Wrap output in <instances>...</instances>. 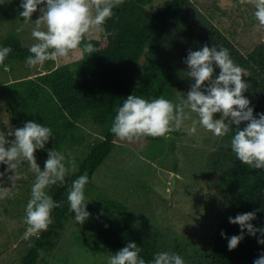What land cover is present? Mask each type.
<instances>
[{
	"label": "trees",
	"instance_id": "16d2710c",
	"mask_svg": "<svg viewBox=\"0 0 264 264\" xmlns=\"http://www.w3.org/2000/svg\"><path fill=\"white\" fill-rule=\"evenodd\" d=\"M155 1L124 0L113 9V16L106 20L102 36L91 39L97 52L73 51L69 55L75 54L76 57L58 64L48 60L46 70L35 76L16 74L18 64L26 63L30 47L16 34L3 38L0 48L10 47L12 51L0 69L9 67L15 77L0 84V102H8L16 129L33 121L51 128L54 135L44 149L35 151V155L47 159L48 150L54 149L68 156L76 145L85 148L83 156L74 157L78 166L65 177L64 184L51 185L47 192L55 201H63V205L53 209V223L39 238H34L19 264H38L41 252L52 244L53 236L66 228L74 213L69 211L67 192L72 181L84 173L89 177L84 192L86 202L91 204L96 216L94 220H97L88 223L82 235L76 237L84 246L112 255L128 243L135 242L146 264H150L156 253L165 251V247L134 227V212L124 202L98 193L93 181L96 170L115 146L116 137L110 132L116 115L114 109L122 106L129 95L148 100L163 97L174 102L176 88L187 75L184 60L189 50H201L204 45L211 48L218 43L207 33L197 31L191 0H170L154 10L150 5ZM21 2L15 0L19 19L23 18L19 16L23 10ZM172 25L180 27L185 34L184 39L176 42L186 45L182 51L172 49L163 36V32ZM107 32L113 35L108 36ZM219 40L221 47L228 49L234 63L249 68L250 76L243 80L248 83V89L242 95L249 99L253 115L259 118L258 114L264 113V45H258L245 54L236 49L232 41L222 37ZM219 71L214 67L213 78L219 75ZM86 116L100 127V134L89 142L81 123ZM245 124L242 122L240 127ZM234 132L235 125L228 135L232 136ZM176 134L180 131L170 135ZM143 139L163 141L165 138ZM229 153L227 149L221 150L210 164L217 175V186L228 199L220 209L221 220L211 248L199 255L202 264H254V260L264 253V245L257 242L264 238L259 232L251 236L245 229L244 239L232 251L228 250V240L221 236V231L228 238L240 235L239 225L229 223V217L247 212L256 213V219L251 221L254 227L264 228V170L251 169L243 165L234 153ZM176 245L180 244L176 242Z\"/></svg>",
	"mask_w": 264,
	"mask_h": 264
},
{
	"label": "rangeland",
	"instance_id": "374dc122",
	"mask_svg": "<svg viewBox=\"0 0 264 264\" xmlns=\"http://www.w3.org/2000/svg\"><path fill=\"white\" fill-rule=\"evenodd\" d=\"M169 1L156 0L150 8L156 10ZM42 7L45 5H38L32 21L25 24L24 18L19 19L17 16L15 0H0V47L3 38L12 33L20 36L28 47L35 43L31 30ZM190 7L197 31L217 40V50L221 47V37L232 41L236 49L245 54L258 45H264V29L258 27L252 5H241L239 0H191ZM21 27L23 30L18 32L17 29ZM184 35L180 27L175 25L163 32L165 41L178 51L186 47L183 43H176L184 39ZM101 36L102 33L94 34V37ZM74 57L75 54L59 58L54 64ZM45 64L46 61L36 67L18 64L16 74L35 76L46 70ZM235 64L244 70L246 75L242 76L243 80L250 76L249 68L240 63ZM14 77L9 67L0 69V84ZM192 83L185 75L176 88L174 103H179V97L186 96ZM220 117L221 113L214 114V119ZM195 119L197 117L193 113L179 130L180 134L163 141L142 138L127 142L116 138L114 149L93 177L98 193L124 202L134 212L133 224L136 229L165 247V251L179 254L185 264H202L199 255L208 251L213 244L221 220L220 209L226 205L228 196L217 186V175L211 170L210 164L221 150L227 149L230 155L233 153L230 135L214 137L199 124L196 133L188 135L187 129ZM81 123L86 129L87 142L100 134V127L90 116L84 117ZM15 129L9 104L3 100L0 102V133L5 134L6 140H14V136H8L7 133ZM84 150V147L76 145L70 149L71 157L83 156ZM35 158L43 171L46 158L36 155ZM74 160L73 169H76L78 161ZM6 168L7 165L0 164V172H5ZM18 171L22 173V178L16 181L14 187H11L12 182L8 179L13 173L0 177V187H11L10 190L15 193L11 198L0 199V264H19L35 238L22 239L27 227L23 222L25 208L31 196L35 173L27 162L21 163ZM86 210L91 215L82 225L75 222V213L70 216L66 228L55 234L52 244L41 252L38 264H107L109 253L90 249L76 238L82 235L88 223L97 221L94 220L96 216L90 203H87ZM176 242L180 245H176Z\"/></svg>",
	"mask_w": 264,
	"mask_h": 264
},
{
	"label": "clouds",
	"instance_id": "9594fccd",
	"mask_svg": "<svg viewBox=\"0 0 264 264\" xmlns=\"http://www.w3.org/2000/svg\"><path fill=\"white\" fill-rule=\"evenodd\" d=\"M123 0H22L19 16L24 23L32 21V15L40 8V16L35 20L31 37L36 41L29 48L30 55L26 64L30 67L42 65L48 60L67 58L73 51L85 53L97 52L91 39L95 33H103V25L113 16V9L119 7ZM241 5L250 4L254 8L253 16L258 27L264 29V0H239ZM23 27L17 31H22ZM106 35H113L107 32ZM10 47L0 48V65L11 53ZM187 65V76L193 81L186 96L179 97V103L163 97L148 100L137 95H129L122 106L114 109L116 115L110 132L120 141H139L145 137L171 139V133L181 130L186 120L194 113L197 119L187 129L188 135L196 133L199 124L214 137L228 135L235 125V132L230 140L231 151L243 164L254 170H264V113L259 118L253 115L250 101L242 93L247 91L248 83L244 82V70L230 58L226 48L204 45L201 50H189L184 60ZM214 67L219 68V75L213 79ZM205 82L207 87H204ZM221 113L219 119L214 114ZM246 122L241 128V123ZM8 136L14 140H6L0 133V164L7 165L5 172L15 186L22 178L18 171L21 163L27 162L35 173V181L31 187V196L25 208L24 224L27 225L22 239L37 237L49 229L53 223V209L62 207L63 201L57 202L47 194L51 185H63L65 177L75 167V160L68 154L48 150V158L44 170L37 164L35 151L44 149L49 138L54 136L51 128L29 121L23 127L9 131ZM7 145V147H6ZM89 182L87 173L72 181L67 192L69 211L75 213L76 223L83 224L91 215L87 210L85 185ZM8 187H0V199L15 195ZM256 219L255 212L237 214L229 217V223L239 225L240 235L230 238L221 231V236L228 240V250H234L244 239V230L251 236L257 232L264 237V228H256L251 221ZM264 245V238L257 240ZM140 248L130 242L107 257V264H146L139 255ZM150 264H185L183 258L176 253L160 251L156 253ZM254 264H264V253L254 260Z\"/></svg>",
	"mask_w": 264,
	"mask_h": 264
}]
</instances>
